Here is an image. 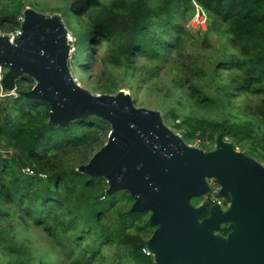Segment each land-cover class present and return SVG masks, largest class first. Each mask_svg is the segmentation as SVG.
Masks as SVG:
<instances>
[{
	"label": "trees",
	"instance_id": "1",
	"mask_svg": "<svg viewBox=\"0 0 264 264\" xmlns=\"http://www.w3.org/2000/svg\"><path fill=\"white\" fill-rule=\"evenodd\" d=\"M28 5L0 0V29L21 28ZM198 7L205 31L187 25ZM66 10L79 28L73 69L105 66L96 92L123 88L117 70L154 90L169 64L171 100L162 109L173 128L188 143L214 147L223 133L264 164V0H69ZM211 47L217 56L206 53ZM142 60L150 64L139 67ZM34 84L17 80L23 91ZM8 100L0 101V143L18 155L0 151V264H156L144 251L156 227L150 212L132 213L129 191L107 195L106 178L78 169L106 143L110 123L90 115L61 127L49 122L46 100Z\"/></svg>",
	"mask_w": 264,
	"mask_h": 264
},
{
	"label": "water",
	"instance_id": "2",
	"mask_svg": "<svg viewBox=\"0 0 264 264\" xmlns=\"http://www.w3.org/2000/svg\"><path fill=\"white\" fill-rule=\"evenodd\" d=\"M21 35L11 43L0 35V65L8 70L1 85L50 104L49 122L69 127L96 115L111 125L106 143L79 171L107 179V195L127 190L135 198L130 211H150L157 225L145 245L156 264H264V164L237 149L219 133L212 150L189 144L169 126L159 109L138 106L131 93H95L82 86L70 64L68 28L59 14L31 6L23 11ZM35 80L23 91L17 80ZM228 195L227 209L192 199L210 190L208 178ZM226 226L228 233L222 229Z\"/></svg>",
	"mask_w": 264,
	"mask_h": 264
},
{
	"label": "rangeland",
	"instance_id": "3",
	"mask_svg": "<svg viewBox=\"0 0 264 264\" xmlns=\"http://www.w3.org/2000/svg\"><path fill=\"white\" fill-rule=\"evenodd\" d=\"M31 1L34 2V5H28V6H31V7L35 8L36 10H38L42 13H45L47 15L59 14L61 17L63 15L62 20L64 21L65 25L67 26L68 31L70 30L69 31L70 33H72V34L74 33L73 35L77 36V38H80L79 37V28L76 24L75 18H73L68 13V11L66 10V4L69 2V0H26V4H30ZM187 25L190 27V29L192 31H197V30H199V28H201L203 31H205L207 28L206 22H205V20H203V17L199 16L197 18V15L194 17V19H192L190 22H188ZM217 38H218V36L213 34L212 42L216 47L219 46V44H215ZM78 46L84 47V41L80 40V43ZM215 51H217V52H215ZM103 53H104V49L102 48L99 51V54H103ZM206 53L209 55H214V54L218 55L219 51L214 50L211 47V48L207 49ZM70 62H71V60H70ZM144 63L150 64V63H147L145 60H142L138 64V66L144 68ZM156 64H157V62H156ZM162 65H163V69L161 71L162 72L161 73V79L157 80V78H155V80H157L156 81L157 84H156L154 90L153 89L150 90L149 87H146V86L139 88L131 78L127 77L125 79V76H124L122 70H117V73H118L119 77L121 78L120 83H121V86L123 87L121 89H125L128 92H130L132 97L135 100V103L138 106H145V107H149V108L159 109L163 113L164 118H165L166 109H162V107L165 105L166 102H169V100H171V99L168 100V97H167L165 91L167 90V87H169V85H171V79L173 77V73L171 71V67L169 64H162ZM72 69H73V67H72ZM104 70H105V66L102 63V61L97 60V62L92 64V66L90 68H88L87 71L83 72V71H78L76 69H73V73H74V76L77 78L78 82L82 86L88 88L89 90H91L95 93H98L95 91V87H97V85L100 83L99 78L101 77L102 72ZM103 80H106V79L102 77L100 79V81L102 82ZM162 83H163V85H162ZM158 89H161V91H159ZM9 98L12 99V97H5V101H9L8 100ZM237 99H240V98H237ZM5 101H3V102H5ZM178 109L181 110L180 108H178ZM165 121L169 126H171L173 128L174 121L172 118H165ZM176 122H178V121L176 120ZM107 139H108V137H107ZM189 144L203 148L205 150H207L205 147H210V146H211L210 148L214 149V146L211 143H209L208 140L199 139V140H196V141L191 142ZM1 148L4 151H7L5 153L18 155V152L12 148L4 147L2 145V146H0V151H1ZM71 162L72 163L74 162V155H72V157H71ZM223 201H224L223 208L227 209L230 202L228 201V199L226 197H223ZM40 235L42 237L43 233L40 232Z\"/></svg>",
	"mask_w": 264,
	"mask_h": 264
},
{
	"label": "built area",
	"instance_id": "4",
	"mask_svg": "<svg viewBox=\"0 0 264 264\" xmlns=\"http://www.w3.org/2000/svg\"><path fill=\"white\" fill-rule=\"evenodd\" d=\"M198 12H197V18L199 16H202L203 17V20L206 19V17H204V12L202 14H200V9L199 7L197 8ZM22 21H23V18H22ZM21 28L19 29H16V30H13V31H5L3 29H0V35L4 36V35H7L9 37V40L11 43H15V40L21 35ZM68 40H69V43L71 44V48H70V55H71V59L73 57V54L75 53L76 51V46H75V37L72 33L68 32ZM8 70V67L5 66V65H0V82H1V79H2V76L3 74ZM75 79L77 80V78L75 77ZM78 81V80H77ZM18 96V93L15 92V90H13L12 92L10 93H4L3 92V88H2V85L0 83V101L1 100H5V97H17ZM24 171L29 174V175H33L35 174L36 172L30 167V166H26ZM38 175L40 177H46V175L41 172V173H38ZM208 181H209V184H210V191L208 192L207 195V199L212 201L213 203H219L222 207H223V204H224V201H223V197L222 196H219V190H220V185L217 183V180L213 177L211 178H208ZM144 251H146L148 254H150V252L148 251V249H144Z\"/></svg>",
	"mask_w": 264,
	"mask_h": 264
},
{
	"label": "flooded vegetation",
	"instance_id": "5",
	"mask_svg": "<svg viewBox=\"0 0 264 264\" xmlns=\"http://www.w3.org/2000/svg\"><path fill=\"white\" fill-rule=\"evenodd\" d=\"M210 191V190H209ZM208 194V193H207ZM228 195H224V196H222V197H226V198H228L227 197ZM203 198V199H202ZM208 199H207V195H205V196H202V197H197V198H193L192 199V202H193V204L194 205H196V206H199V205H201L204 201H207ZM208 201H210V200H208ZM212 204H214L212 201H210V204H208L203 210H202V212H201V219H203V218H205V217H208L209 215H210V208H211V206H212ZM224 209V208H223ZM148 212H150V211H148ZM150 215H151V213H150ZM150 217V216H149ZM155 225V224H154ZM157 228V225H156V227L154 228V230ZM223 229H226L227 230V233L229 232L228 231V229L226 228V226L223 228ZM222 229V230H223ZM154 230H153V232H154ZM153 232H152V234H153ZM224 235H226L227 233H224V232H222ZM151 234V235H152ZM151 235L149 236V238L151 237ZM148 238V239H149ZM148 249V248H147ZM149 251V250H148ZM150 252V251H149ZM151 254V253H150ZM152 255V254H151ZM153 256V255H152Z\"/></svg>",
	"mask_w": 264,
	"mask_h": 264
},
{
	"label": "crops",
	"instance_id": "6",
	"mask_svg": "<svg viewBox=\"0 0 264 264\" xmlns=\"http://www.w3.org/2000/svg\"><path fill=\"white\" fill-rule=\"evenodd\" d=\"M3 145V143H0V146H2ZM1 151H4L2 148H1Z\"/></svg>",
	"mask_w": 264,
	"mask_h": 264
}]
</instances>
